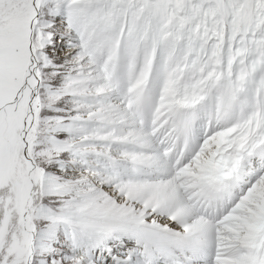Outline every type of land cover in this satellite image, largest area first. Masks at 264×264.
<instances>
[{"label": "snow or ice", "instance_id": "1", "mask_svg": "<svg viewBox=\"0 0 264 264\" xmlns=\"http://www.w3.org/2000/svg\"><path fill=\"white\" fill-rule=\"evenodd\" d=\"M0 264H264V0H0Z\"/></svg>", "mask_w": 264, "mask_h": 264}]
</instances>
